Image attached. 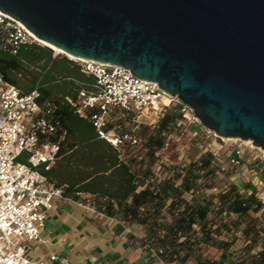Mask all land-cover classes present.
I'll return each mask as SVG.
<instances>
[{"label": "water", "instance_id": "95a60500", "mask_svg": "<svg viewBox=\"0 0 264 264\" xmlns=\"http://www.w3.org/2000/svg\"><path fill=\"white\" fill-rule=\"evenodd\" d=\"M0 10L78 59L157 82L205 128L264 151V0H0Z\"/></svg>", "mask_w": 264, "mask_h": 264}, {"label": "crops", "instance_id": "0c3cea01", "mask_svg": "<svg viewBox=\"0 0 264 264\" xmlns=\"http://www.w3.org/2000/svg\"><path fill=\"white\" fill-rule=\"evenodd\" d=\"M29 70L37 76L33 85H30L31 89L37 83H41V103L58 104V115L62 119L65 132L59 159L51 170L44 172L51 184L65 188V197L54 199V206L48 212L40 240L33 242L32 259L35 262L210 264L214 261L235 264L234 255L242 252L250 242L243 237L241 225L238 226L236 222V215L232 216L233 220L230 222V228H234L235 233L222 228L214 233L218 239L231 243L227 253L232 254L231 258L230 256L225 258V252L219 247L201 243L193 247L190 257L185 262L178 263L165 262L145 247L143 241L146 230L143 225L133 223L129 228H122L114 219L97 212L93 208V199L97 197L113 199L117 205L123 206L132 203L134 192L148 186L143 173L149 165L147 158L142 154L123 160V156H120L113 146L98 137L91 122L72 111L68 101L75 99L80 89H91L95 82V79L83 73L77 64L58 56L52 58L46 65L43 61L31 64ZM21 75L19 73V76ZM31 89L21 91L28 93L32 91ZM183 124L182 127L176 128L183 133L182 139L178 141L177 136L170 132V136L165 138L163 148L158 152L159 161L152 169L161 180L168 176L166 168L186 166L198 160L208 150L217 153L208 148L211 146L210 143L208 146L202 145L203 139L205 143L210 139L205 136L204 126L195 120L192 114L186 115ZM174 146L177 147L173 150ZM248 155L250 159L252 158L253 164L233 171L218 172L217 178L222 183H234L242 196L255 195L264 203V164L263 161L254 160L252 153ZM26 158L27 155L23 154L20 161L25 162ZM184 177L185 173H182L176 184H181ZM182 196L189 201L193 197L191 192H186ZM262 210L257 212L251 210L249 215L255 221L261 220ZM199 227L195 225L194 229L199 230ZM216 227L217 225H214V228ZM52 254H56L58 259L51 260ZM62 258L67 259V263H63Z\"/></svg>", "mask_w": 264, "mask_h": 264}, {"label": "built area", "instance_id": "2783aa9c", "mask_svg": "<svg viewBox=\"0 0 264 264\" xmlns=\"http://www.w3.org/2000/svg\"><path fill=\"white\" fill-rule=\"evenodd\" d=\"M25 44L42 45L21 22L0 11V52L16 55ZM52 56L65 55L52 51ZM67 58L95 79L92 88L80 89L70 104L93 124L100 138L117 149L126 142L139 146L142 125L159 128L164 114L177 116L175 126L179 128L187 114L199 121L188 105L166 94L157 82L139 78L122 66ZM41 97L38 87L23 93L0 69V264H45L32 259L33 242L40 240L54 199L65 197V188L51 184L44 173L59 159L65 132H61L55 104L41 103ZM172 133L178 141L182 139L181 131ZM204 133L208 139H222L205 127ZM170 134L163 132L165 138ZM248 153L256 160L240 143L225 159L216 153L219 172L253 164ZM23 154L27 155L25 162L20 161ZM145 247L155 256L164 253L162 248ZM261 251L264 245L259 243L251 253ZM241 254L234 259L240 261ZM50 257L58 259L56 254Z\"/></svg>", "mask_w": 264, "mask_h": 264}, {"label": "trees", "instance_id": "16d2710c", "mask_svg": "<svg viewBox=\"0 0 264 264\" xmlns=\"http://www.w3.org/2000/svg\"><path fill=\"white\" fill-rule=\"evenodd\" d=\"M52 58L54 57L51 48L38 44H25L16 55L1 51L0 69L9 82L21 90H30V85H33L37 76L29 70V65L41 61L46 65ZM19 73L22 75L19 76ZM40 85L41 83H37L34 88L38 87L41 91ZM57 105L55 104L58 115ZM68 105L78 115L69 101ZM176 117L170 113L162 115L159 128L142 125L140 135L143 141L139 146L126 142L119 149L114 147L119 155L123 156V160L144 154L149 164L143 170L148 186L139 192H134L132 203L123 206L117 205L113 199L97 197L93 199L95 210L114 219L122 228H129L133 223L143 225L146 230L143 244L149 248H162L164 250L160 255L162 260L178 263L185 262L190 257L193 247L201 243L206 246H217L225 252V258L228 256L231 258L230 252L227 255L231 243L218 239L214 233L221 228L235 233L234 228H230V222L233 220L232 216L236 215V222L238 226L241 225L243 237L250 242L242 251L240 261L234 260L235 264H263L264 251L256 254L250 252L259 243L264 245L262 234L264 222L260 226L249 213L251 210L257 212L263 209L264 216V203L255 195L242 196L234 183L218 181L217 174L221 170L214 152L208 150L198 160L186 166L166 168L165 172L168 176L162 180L154 174L152 168L158 163L160 158L158 152L164 146L163 132L178 131L175 126ZM60 120L61 132H64L61 117ZM182 173H185V177L182 183L177 185L176 182ZM200 178L204 179L199 180ZM211 189L216 190L211 192ZM186 192H191L193 196L191 201L183 198L182 195ZM195 225L200 226L199 230L194 229ZM214 225L217 227L214 228ZM225 263L210 262V264Z\"/></svg>", "mask_w": 264, "mask_h": 264}, {"label": "rangeland", "instance_id": "374dc122", "mask_svg": "<svg viewBox=\"0 0 264 264\" xmlns=\"http://www.w3.org/2000/svg\"><path fill=\"white\" fill-rule=\"evenodd\" d=\"M201 124V123H200ZM202 145L204 146H208V143L211 144L210 147H208L209 149L212 148L215 152H217L221 158H226L227 155L230 153V151L234 148V146H236L237 144H243V146L245 147L246 151L249 152H253L255 157H256V161L257 162H261L264 159V151L255 147L253 148V146L251 144H247L241 140H226V139H220V138H213L210 139L208 142H204V139L201 141ZM177 146L173 147V150L176 149ZM176 154V153H174ZM172 156V155H171ZM261 220L258 219V224L261 226L262 225V219L264 220V216L263 213H261L260 215Z\"/></svg>", "mask_w": 264, "mask_h": 264}, {"label": "bare ground", "instance_id": "6f19581e", "mask_svg": "<svg viewBox=\"0 0 264 264\" xmlns=\"http://www.w3.org/2000/svg\"><path fill=\"white\" fill-rule=\"evenodd\" d=\"M1 11V10H0ZM3 12V11H2ZM6 16H8V17H11V18H13L12 16H10L9 14H7V13H5V12H3ZM15 19V18H14ZM19 21V20H18ZM20 22V21H19ZM22 23V22H21ZM23 24V23H22ZM25 26V25H24ZM26 27V26H25ZM27 28V27H26ZM28 29V28H27ZM30 32H31V34L36 38V40L37 41H39L43 46H47V47H49V48H51L52 49V51H54V52H56V53H58V54H64L65 56H67V57H69V58H71V59H78L77 57H75V56H73V55H71V54H68L67 52H65L64 50H62L61 48H59V47H57V46H55V45H53V44H51V43H49V42H47V41H45V40H43V39H41V38H39L34 32H32L30 29H28ZM223 139H226V140H238V138H223ZM240 140V139H239ZM243 142H245V143H247V144H251L252 146H253V148H255V147H257V146H255L254 144H253V141L252 140H244ZM257 148H259V149H261V150H263L261 147H257Z\"/></svg>", "mask_w": 264, "mask_h": 264}]
</instances>
